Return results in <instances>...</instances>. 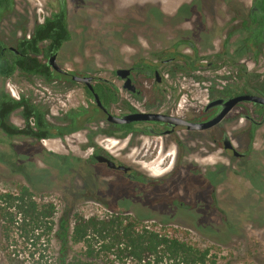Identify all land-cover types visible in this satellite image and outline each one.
<instances>
[{"label": "rangeland", "instance_id": "rangeland-1", "mask_svg": "<svg viewBox=\"0 0 264 264\" xmlns=\"http://www.w3.org/2000/svg\"><path fill=\"white\" fill-rule=\"evenodd\" d=\"M66 4L71 38L59 50L57 63L68 71L112 78L116 69L128 68L142 59L154 60L170 47L191 54L189 41L196 44L206 63L208 45L215 41L213 45L220 46L223 30L230 33L238 28L237 13L245 14L251 0H66ZM59 6V0H16L15 9L0 22V35L14 45V38L31 34ZM259 61L253 51L246 50L237 61L226 63L235 74L229 79V88L253 90L258 74L264 73V65L259 67ZM164 67L176 71V63ZM191 71L194 70L185 68L181 72L188 77ZM200 71L206 82L208 68L203 65ZM222 83L216 79L214 87ZM2 93L30 98L65 133L37 140L9 136L0 129V191L30 187L39 202L56 204V225L64 214L72 225L76 213L87 216L128 213L152 229L209 248L214 262L211 264H264V125L255 132L241 116V111L249 113L246 108L252 107L250 103H245V109L233 110L226 123L236 148L248 155L237 158L230 152L221 159L213 151L212 161H223V167L208 160L188 161L177 179L185 201L181 208L155 204L156 191H148L145 185L136 186L107 167L88 162L93 145L106 146L116 157L123 155L126 145L107 134L103 113L95 110L81 83L65 75L48 81L40 75L17 72L12 78L0 76ZM179 98L181 104H186L190 97L179 95ZM78 106H86L89 113L74 125H67L65 112ZM121 110L120 106L113 109ZM10 121L24 126L21 110L14 111ZM157 154L152 156L156 160L140 155L133 161L136 152L127 159L156 177L166 160L164 154L159 157ZM200 164L213 167L214 182L218 181L214 192L197 188L199 177L195 169L203 170ZM173 183L169 189L160 190L171 192ZM133 191V198H128ZM59 248V241L51 236L45 257L48 264H58ZM83 250L82 244L72 245L73 264H133L120 263L112 257L87 259L82 256ZM28 254L17 229L10 240L4 239L0 221V264H33Z\"/></svg>", "mask_w": 264, "mask_h": 264}, {"label": "flooded vegetation", "instance_id": "flooded-vegetation-1", "mask_svg": "<svg viewBox=\"0 0 264 264\" xmlns=\"http://www.w3.org/2000/svg\"><path fill=\"white\" fill-rule=\"evenodd\" d=\"M15 7L16 0H14V9ZM5 15L0 17V22ZM237 15L240 17L238 28L230 33L228 31L225 33L224 29V39L220 46L213 45L216 44L215 41L208 45L205 53L206 63H204L205 60L201 53H199L196 44L193 41H189V48L192 50L191 54H186L179 49L175 50V48L170 47L156 55V59L154 60L142 59L135 61L133 65L128 67L131 70L129 74L131 82L128 88L125 87L126 79L117 75V69L112 78L98 77L90 73L68 71L65 69H63L64 72L58 73L69 77L70 80H72L71 76L73 74L93 76L92 84L95 92L98 94L99 92L95 88L96 85L98 83L107 85L110 88L111 95L109 97V104L103 103L100 94L99 97L108 108V112L112 114L123 115L132 112L159 113L166 116L183 118L188 121L204 122L212 119L221 109L222 104H212L216 100H227L245 93L264 97V73L261 72V69H258L261 73L256 78L253 90L246 87L233 90L229 88V79L234 77L235 74L234 71L228 70V66L226 67V63L237 61V58L246 50L249 52L253 51L258 57V60H260L259 67L264 65V0H251L250 9L245 11L243 15L238 13ZM259 30H261L263 37L262 41H258L255 38ZM31 34L14 38V45L8 43L1 35L0 39L3 40L5 44L3 48L7 51L11 50L10 47L12 46L16 47L20 39ZM230 37L233 39L229 41ZM187 57L191 58L190 61L193 60L195 68L186 67L185 59ZM168 63H176L175 72L170 71V69L166 70L164 64ZM180 63H183V65ZM203 65L208 68L209 72L206 82L200 71ZM185 68L194 71H191L188 77H186L181 72ZM216 79H221L223 82L217 88L214 87ZM78 83H81L85 89H88L84 82ZM181 84L183 88L179 87ZM86 92L95 109L103 113V117L107 123V134L118 137L119 142H123L126 145L123 155L117 157L106 146L93 145L91 153L88 155V162L103 165L110 171L119 173L121 178H126L131 183L136 184V186L145 185L148 191H156L158 194L154 200L155 204L173 207L180 206L181 208L185 206V201L181 198L180 194L181 186L177 183V179L180 171L188 161L193 163L206 160L212 161L215 155L213 151L215 150L217 151V158L221 159H223L222 156H228L230 152L237 158H244L248 155L247 152L239 151L236 148L226 128V123L229 121L233 110L238 107H244L245 109V103H250L252 105L251 109L249 107L246 108V111L249 113L241 111V116L249 121L250 129L255 130V132L264 125V104L249 101L239 102L220 122L202 130L190 129L187 125L183 124L172 125L171 123L174 122L168 119L138 120L126 124L111 123L107 121V113L94 103V93L90 90V94L88 90ZM105 92H107L106 89ZM179 95L189 96V102L181 104L179 102ZM191 99H195L196 101H192ZM194 103L196 104L194 105ZM118 106L122 109L121 112H114L113 109ZM225 134L229 136L234 148L240 153H245V156H236L233 149L226 148L224 144ZM153 144L155 145L153 146ZM188 144H191L190 147ZM158 145L159 148L157 150ZM134 152H136V155L133 161L140 155L154 159L152 156L156 152L158 153L157 157L164 154L166 160L164 164L160 165V175L151 177L148 172L133 164L131 159L128 160L127 157L130 158ZM190 154L193 157H190ZM97 155H103L115 161L116 166L109 167L106 161L97 160ZM212 162H215L217 166H224L223 161L215 160ZM119 165L128 167V170L118 168ZM195 165L197 166V164ZM200 166L202 165L200 164ZM201 168L203 170L199 171L197 168L195 169L196 176L199 177L196 183L197 188H209L210 191L214 192L218 181L214 182L215 174L213 173V167L205 165ZM148 169L151 170L152 168L149 167ZM171 182H174L171 192L165 193L164 190L161 191L162 187H164L163 189H169ZM134 194V191L130 192L128 198H133Z\"/></svg>", "mask_w": 264, "mask_h": 264}, {"label": "trees", "instance_id": "trees-1", "mask_svg": "<svg viewBox=\"0 0 264 264\" xmlns=\"http://www.w3.org/2000/svg\"><path fill=\"white\" fill-rule=\"evenodd\" d=\"M0 5L1 17L13 11L14 0H0ZM70 38L68 7L61 3L44 22L35 26L30 36L18 41V53L4 50L5 44L0 39V76L12 78L20 72L24 75H40L48 81L61 78V74L48 65L46 60L49 55H58L63 44ZM255 38L263 40L261 30L257 31ZM190 59H185L186 67L195 68ZM95 88L103 103L108 105L110 88L101 83ZM86 90L89 93V89ZM16 110H21L24 126L10 121L11 114ZM88 113L86 106L72 107L65 112L64 118L68 121L67 125H74ZM0 129L9 136L37 140L65 133L61 126L51 123L46 112L30 98H15L7 93L0 95ZM56 213L54 202H39L28 186H20L15 191H0L3 237L10 240L14 229H17L33 264H48L45 257L51 236L60 244L58 264H73L70 259L73 244L83 245L82 256L87 259L112 257L114 261L133 264H211L212 261L209 248H200L168 232L152 229L140 218L128 213L89 216L76 213L72 225L67 214L56 225Z\"/></svg>", "mask_w": 264, "mask_h": 264}, {"label": "water", "instance_id": "water-1", "mask_svg": "<svg viewBox=\"0 0 264 264\" xmlns=\"http://www.w3.org/2000/svg\"><path fill=\"white\" fill-rule=\"evenodd\" d=\"M62 4H66V0H60ZM11 50L15 51L16 53H18V49L14 46L10 47ZM47 64L50 65L55 71L57 72H64L63 68L60 67V65L57 63V54H52L49 55L47 60H46ZM130 69L129 68H118L116 70V73L118 76H120L121 78H125L126 82H125V87L128 88L130 85L129 83L131 82L130 78H129V74H130ZM71 79L77 82H84L86 84V86L88 87V89L93 92V101L94 103L101 108L102 110H104L107 113V121L111 122V123H117V124H126V123H130L132 121H138V120H153V119H168L171 122L172 125H177V124H183V125H187L188 128L190 129H195V130H202V129H206L209 128L215 124H217L218 122H220L229 112H231V110L241 101H249V102H254V103H261L264 104V97L260 96V95H255V94H249V93H245V94H240L234 97H231L227 100L225 99H219L214 101L212 104H222L221 109L217 112V114L210 120L204 121V122H193V121H188L186 119L183 118H177V117H171V116H166V115H162L159 113H145V112H132V113H126L123 115H115L112 114L110 112H108V108L102 103L99 94L97 92H95L94 90V86L92 84L93 81V76H89V75H78V74H73L71 76ZM224 144L226 146V148H231L234 150V154L236 156H245V153H240L239 151H237L234 146L232 145L229 136L227 134H225L224 137ZM97 160L99 161H106L108 163L109 167H115L116 163L115 161L104 157L103 155H97ZM118 168L124 169V170H128V167L124 166V165H119Z\"/></svg>", "mask_w": 264, "mask_h": 264}]
</instances>
